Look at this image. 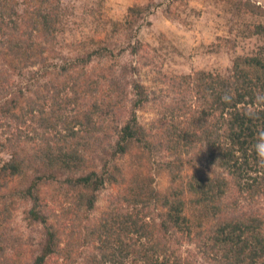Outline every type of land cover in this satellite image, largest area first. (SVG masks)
Returning a JSON list of instances; mask_svg holds the SVG:
<instances>
[{"label":"trees","instance_id":"16d2710c","mask_svg":"<svg viewBox=\"0 0 264 264\" xmlns=\"http://www.w3.org/2000/svg\"><path fill=\"white\" fill-rule=\"evenodd\" d=\"M60 6L0 0V200L17 195L44 228L26 263L264 264V214L240 210L264 196V54L236 58L227 74L170 77L159 118L148 127L130 111L120 122L91 54L53 62ZM133 90L135 106L149 103L142 84ZM106 148L112 157L99 156ZM132 148L162 153L169 186L121 188L94 215L105 186L128 180L114 159ZM184 153L196 165L181 176ZM24 259L0 253V264Z\"/></svg>","mask_w":264,"mask_h":264},{"label":"rangeland","instance_id":"374dc122","mask_svg":"<svg viewBox=\"0 0 264 264\" xmlns=\"http://www.w3.org/2000/svg\"><path fill=\"white\" fill-rule=\"evenodd\" d=\"M62 19L56 34L53 62L91 54L95 77H104L117 101L118 121L130 111L145 126L160 116L158 105L168 103L173 82L168 78L196 71L227 74L236 58L264 54V0H60ZM22 7V6H21ZM262 51V52H261ZM161 79V81H160ZM145 87L149 103L134 105L133 84ZM114 135L109 139H114ZM106 147V143L96 145ZM112 157L108 148L103 149ZM162 154V153H161ZM155 149L132 148L116 157L128 180L121 187L107 185L96 204L97 215L108 195L123 191H165L171 176L161 169L162 155ZM183 154L181 176L194 170L196 161ZM7 157V154L0 153ZM113 160V158H111ZM113 160V161H114ZM173 160V159H172ZM20 185V184H19ZM19 185L13 180L9 186ZM9 188V189H10ZM2 192V191H1ZM18 193V192H17ZM0 200V253L9 256L22 250L27 264L39 251L44 228L30 223L25 210L28 203L2 192ZM258 202L242 203L246 213L264 214V196ZM53 219V216H50ZM195 250L184 245L182 249ZM83 255V254H82ZM27 257V259H26ZM82 256L74 263L82 264ZM202 264H213L202 259ZM217 264V263H214Z\"/></svg>","mask_w":264,"mask_h":264}]
</instances>
